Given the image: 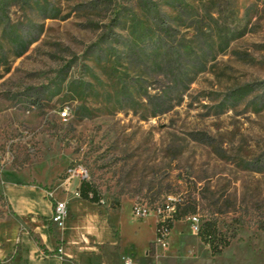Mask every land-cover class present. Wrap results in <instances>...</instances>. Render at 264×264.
<instances>
[{
    "label": "rangeland",
    "instance_id": "obj_1",
    "mask_svg": "<svg viewBox=\"0 0 264 264\" xmlns=\"http://www.w3.org/2000/svg\"><path fill=\"white\" fill-rule=\"evenodd\" d=\"M3 3L0 223H14L13 251L22 236L38 240L43 223L35 255L58 264L63 228L39 209L11 214L4 186L38 203L48 190L76 198L80 179L65 172L80 164L99 193L94 205L110 216L120 264H264L253 218L214 255L193 215L173 220L166 248L155 235L181 198L196 200L197 218L213 210L207 191L227 197L215 213L221 226L241 185L264 181L248 171L264 168V0ZM247 84V95L229 99ZM69 204V223L93 213L89 202Z\"/></svg>",
    "mask_w": 264,
    "mask_h": 264
},
{
    "label": "crops",
    "instance_id": "obj_2",
    "mask_svg": "<svg viewBox=\"0 0 264 264\" xmlns=\"http://www.w3.org/2000/svg\"><path fill=\"white\" fill-rule=\"evenodd\" d=\"M3 192L7 197L11 214L24 213L29 210L37 211L39 209V213L44 218L46 216L48 220L50 219L52 202L45 193L43 194L45 198H41V202L38 203L36 197L19 198L10 185L4 186ZM52 194L54 199L64 200L66 204V217L64 219L63 230L60 233L61 235L57 234L61 236V248L65 256L58 261V264H120L118 260L119 253L113 252L110 243L112 240L109 224L110 216L98 210L94 205L95 202L82 199L78 196L69 199L62 196L57 198L54 192ZM76 199L81 203L89 202L88 206L93 212L92 214L85 215V218L79 225H76V217L74 223H69L71 221L70 217L73 216L69 208V202ZM13 227L14 223L10 221L7 224L0 223V264H57L54 258H37L35 255L39 251L38 243H42L43 240L47 239L43 223H41L38 240L22 236L16 252L13 251L15 243V231ZM82 238L86 239L87 242L84 243ZM69 256L71 259H69Z\"/></svg>",
    "mask_w": 264,
    "mask_h": 264
},
{
    "label": "trees",
    "instance_id": "obj_3",
    "mask_svg": "<svg viewBox=\"0 0 264 264\" xmlns=\"http://www.w3.org/2000/svg\"><path fill=\"white\" fill-rule=\"evenodd\" d=\"M3 1L0 0V10L3 9ZM250 85H244L237 87L230 91V100L238 101L251 91ZM197 139H203L199 136ZM264 165V164H263ZM248 171L264 175V168L259 166L250 167ZM208 190V188H206ZM208 195L202 196L207 200L208 205L213 207L208 215H201L197 217L196 236L199 240L206 245L211 255L219 253L225 246H227L232 239L236 237L237 230L240 225L245 222V219L253 218L255 225L258 229H264V181L260 179H254L249 184L244 183L241 185V194L236 204V210L230 217L228 222H222L219 226V220L215 216V213L222 212L228 207V198L216 196L214 192L207 191ZM78 195L82 199L89 200L91 202H98L100 199L99 193L95 186L87 181L80 180L78 185ZM222 199V200H221ZM236 202V200H235ZM172 212L155 223V235L160 236V231H167L173 220L181 219L188 215L198 213L199 204L194 199H179L172 203ZM230 205V204H229Z\"/></svg>",
    "mask_w": 264,
    "mask_h": 264
},
{
    "label": "built area",
    "instance_id": "obj_4",
    "mask_svg": "<svg viewBox=\"0 0 264 264\" xmlns=\"http://www.w3.org/2000/svg\"><path fill=\"white\" fill-rule=\"evenodd\" d=\"M65 111L63 110L61 112V115H65ZM66 178L65 181L69 180L70 178L76 177L80 180L84 179L86 180L88 177V173L87 170L84 166L77 164V165H72L70 167H68L66 169ZM45 194L52 199L53 198V194L52 191H46ZM136 215H141L144 214V211L142 213H139V210L136 209L135 211ZM66 217V204L64 200H57V199H53L52 201V205H51V218L52 220H54V222L56 223L57 226H59L60 228H63L64 226V219ZM193 219H195L196 224L194 225V229L197 228V219L195 216H193ZM162 220V219H161ZM166 235V231L165 230H161L160 231V236L157 237V242L160 244V246L162 248H166V243L163 240V238ZM60 250V249H59ZM40 255L45 256L44 254H42V252L40 253ZM122 264H136L135 262H132L130 259H125Z\"/></svg>",
    "mask_w": 264,
    "mask_h": 264
}]
</instances>
